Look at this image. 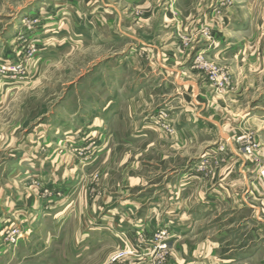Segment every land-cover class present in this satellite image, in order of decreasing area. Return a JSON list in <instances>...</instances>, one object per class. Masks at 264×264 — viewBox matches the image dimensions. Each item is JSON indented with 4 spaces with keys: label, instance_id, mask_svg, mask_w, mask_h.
<instances>
[{
    "label": "rangeland",
    "instance_id": "obj_1",
    "mask_svg": "<svg viewBox=\"0 0 264 264\" xmlns=\"http://www.w3.org/2000/svg\"><path fill=\"white\" fill-rule=\"evenodd\" d=\"M250 78L259 89L241 90ZM247 93L264 94V0H0V179L6 167L16 174L0 190L59 202L41 223L8 228L21 236L0 237V262L163 264L170 248L155 249L153 238L150 253L122 249L115 233L87 234L81 218L150 195L173 166H197L202 179V166L224 163L221 133L234 135L242 154L243 136L261 149L252 126L231 130L222 119ZM51 154L80 168L78 184L30 189L24 168Z\"/></svg>",
    "mask_w": 264,
    "mask_h": 264
},
{
    "label": "crops",
    "instance_id": "obj_2",
    "mask_svg": "<svg viewBox=\"0 0 264 264\" xmlns=\"http://www.w3.org/2000/svg\"><path fill=\"white\" fill-rule=\"evenodd\" d=\"M249 81L241 90L249 92L259 89L254 78ZM238 83L237 80L235 85L240 90L244 82ZM240 97L237 95L226 105V108H234L237 114L233 112L232 116L227 114L225 117L215 115V121L209 122L217 123L222 117L226 121L220 120L222 123H232L231 130L252 126L261 144L253 160L240 152L234 135L221 133V146L217 152L220 157L216 158L224 161L221 166H202V179L195 173L197 166L167 168L165 178H158L150 186L155 193L126 197L113 208L111 204L103 207L99 216L96 211L83 216L81 220L86 225L87 234L92 232L94 236L95 232L102 231L100 234L106 239L109 231L118 237L120 248L134 252L140 250L147 254L153 249L155 231L168 224L176 238L171 241L169 257L162 261L163 264H254L257 258L264 264V187L258 179L260 168L264 167V109L256 108L261 102L264 103V94L254 101L249 100L247 93L246 104L244 95ZM245 105L247 110L240 114ZM202 107L205 105L202 104ZM48 161L51 164H47ZM65 161L67 163L69 159ZM26 167L23 176L27 177L25 182H28L30 189L37 190L39 186L55 192L64 184L74 186L79 181L80 168L72 166V161L63 164V157L57 154L43 157L36 166ZM6 168L0 186L5 184L10 188L12 180L8 178L15 179L16 174L10 172L12 168ZM208 170L210 173L207 175ZM161 182L163 188L153 190ZM201 185L202 192L197 195L196 190ZM49 201L52 202L43 203L38 195L20 200L11 189H1L0 237L17 222L33 224L37 220L41 223V219L47 215L48 203L52 205L50 210H57V195H51ZM55 213L54 221L59 222V214ZM3 256L0 254V259ZM13 259H6L5 264L13 262ZM152 263L151 257L136 260L135 263L130 260L124 262Z\"/></svg>",
    "mask_w": 264,
    "mask_h": 264
},
{
    "label": "built area",
    "instance_id": "obj_3",
    "mask_svg": "<svg viewBox=\"0 0 264 264\" xmlns=\"http://www.w3.org/2000/svg\"><path fill=\"white\" fill-rule=\"evenodd\" d=\"M242 139L245 140V145H246L243 149L244 154L249 159L254 158L255 154L259 148L258 142L252 138L247 139L246 136H243ZM261 180L264 183V170L261 173ZM172 233L173 232H169V231L167 232L164 230L158 231L157 233H154L153 240L158 242L155 249H158L159 251H162V252H166L169 249V245H168V242H166V240L168 237H170V235H173ZM7 234L11 235L12 238H14L16 235H18V238H19V236H21V234H19V230H13L12 232L7 231ZM13 240L14 239H12V242H13Z\"/></svg>",
    "mask_w": 264,
    "mask_h": 264
}]
</instances>
